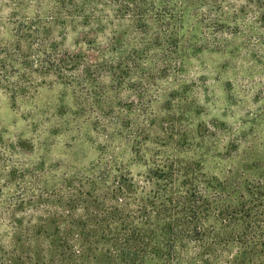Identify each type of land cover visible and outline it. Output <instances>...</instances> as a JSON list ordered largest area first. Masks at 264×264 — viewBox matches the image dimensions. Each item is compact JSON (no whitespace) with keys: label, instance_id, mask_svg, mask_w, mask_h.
Wrapping results in <instances>:
<instances>
[{"label":"rangeland","instance_id":"1","mask_svg":"<svg viewBox=\"0 0 264 264\" xmlns=\"http://www.w3.org/2000/svg\"><path fill=\"white\" fill-rule=\"evenodd\" d=\"M215 1L0 0V264L13 263V201L34 176L54 184L106 159L137 173L174 154L264 178V0H224L227 20ZM44 36L67 58L16 96L17 44L36 61Z\"/></svg>","mask_w":264,"mask_h":264},{"label":"trees","instance_id":"2","mask_svg":"<svg viewBox=\"0 0 264 264\" xmlns=\"http://www.w3.org/2000/svg\"><path fill=\"white\" fill-rule=\"evenodd\" d=\"M143 7L130 3L127 11L146 35L151 25ZM212 7L226 20L235 13L224 0ZM46 36L36 61L22 40L17 44L16 71L7 76L16 79L7 82L16 96L31 88L38 65L55 67L52 59L67 58H55ZM175 156L137 173L106 159L85 175L64 176L54 184L34 176L13 201L9 263L264 264V178L246 175L249 165L213 175L201 161Z\"/></svg>","mask_w":264,"mask_h":264}]
</instances>
